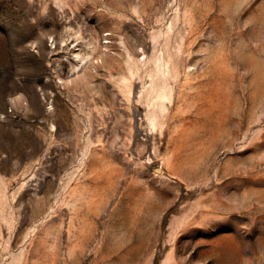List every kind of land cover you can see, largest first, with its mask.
<instances>
[{"label":"rangeland","instance_id":"rangeland-1","mask_svg":"<svg viewBox=\"0 0 264 264\" xmlns=\"http://www.w3.org/2000/svg\"><path fill=\"white\" fill-rule=\"evenodd\" d=\"M0 264H264V0H0Z\"/></svg>","mask_w":264,"mask_h":264}]
</instances>
